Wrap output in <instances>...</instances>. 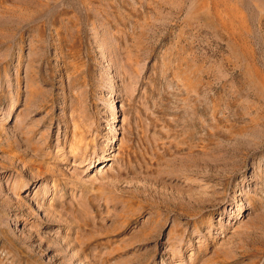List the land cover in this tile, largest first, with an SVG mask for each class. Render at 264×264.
Masks as SVG:
<instances>
[{
	"label": "rangeland",
	"instance_id": "374dc122",
	"mask_svg": "<svg viewBox=\"0 0 264 264\" xmlns=\"http://www.w3.org/2000/svg\"><path fill=\"white\" fill-rule=\"evenodd\" d=\"M0 264H264V0H0Z\"/></svg>",
	"mask_w": 264,
	"mask_h": 264
},
{
	"label": "bare ground",
	"instance_id": "6f19581e",
	"mask_svg": "<svg viewBox=\"0 0 264 264\" xmlns=\"http://www.w3.org/2000/svg\"><path fill=\"white\" fill-rule=\"evenodd\" d=\"M94 158H95V156H94ZM94 160H95V159H94ZM94 160H92V161H94ZM93 163H94V162H93ZM19 202H20V201H19ZM19 202H18V203H19ZM20 203H21V202H20ZM19 205H20V204H19ZM19 205H18V206H19ZM22 205H23V204H22Z\"/></svg>",
	"mask_w": 264,
	"mask_h": 264
}]
</instances>
